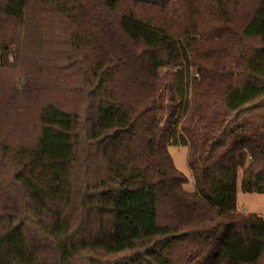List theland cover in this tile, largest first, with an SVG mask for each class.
I'll list each match as a JSON object with an SVG mask.
<instances>
[{
	"label": "trees",
	"instance_id": "1",
	"mask_svg": "<svg viewBox=\"0 0 264 264\" xmlns=\"http://www.w3.org/2000/svg\"><path fill=\"white\" fill-rule=\"evenodd\" d=\"M239 179L264 193V0H0V264H264Z\"/></svg>",
	"mask_w": 264,
	"mask_h": 264
},
{
	"label": "rangeland",
	"instance_id": "2",
	"mask_svg": "<svg viewBox=\"0 0 264 264\" xmlns=\"http://www.w3.org/2000/svg\"><path fill=\"white\" fill-rule=\"evenodd\" d=\"M168 149L176 167L188 178L185 188L189 191H194V179L188 166V146L172 144ZM237 209L239 212L257 213L264 217V193L244 192L241 189L239 179L237 186Z\"/></svg>",
	"mask_w": 264,
	"mask_h": 264
}]
</instances>
